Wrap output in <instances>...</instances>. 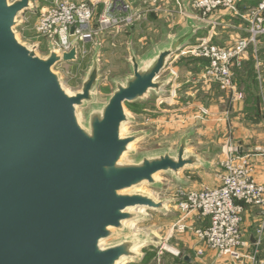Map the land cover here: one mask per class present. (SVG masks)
Masks as SVG:
<instances>
[{"label": "water", "instance_id": "1", "mask_svg": "<svg viewBox=\"0 0 264 264\" xmlns=\"http://www.w3.org/2000/svg\"><path fill=\"white\" fill-rule=\"evenodd\" d=\"M32 1L0 0V264H118L139 259L136 249L146 241L161 249L154 234L105 243L136 220L138 208L163 211L169 201L133 189L158 184V174L182 185V171L208 164L188 150L193 131L181 135L175 151L125 163L145 134L123 135L131 120L124 105L151 92L162 95L170 75L159 77L169 58L199 26L188 19L177 35L140 58L129 45L130 75L115 82L110 97L84 121L79 110L93 103L99 84V46L80 90L69 93L53 68L75 61V48L60 55L48 43V54L39 56L16 37Z\"/></svg>", "mask_w": 264, "mask_h": 264}, {"label": "rangeland", "instance_id": "2", "mask_svg": "<svg viewBox=\"0 0 264 264\" xmlns=\"http://www.w3.org/2000/svg\"><path fill=\"white\" fill-rule=\"evenodd\" d=\"M8 1L12 2L13 0ZM71 1H85L94 7L90 27L92 36L90 41L79 49L80 54L75 61L58 63L53 71L59 74L64 88L69 93L79 91L94 54V48L99 46V84L93 93L94 101L88 107L79 110L82 120L85 121L92 108L100 107L110 97L115 88V82L123 81L125 77L130 75L127 63V47L129 45L136 51L137 57L140 58L151 49L152 45L162 42L167 36L174 35L182 27L180 15L175 14L179 11L178 4H181V1L167 0V11L164 13L152 12V18L149 17L150 12L146 14L135 13L134 20L130 24L100 31L98 30L99 8H97L99 4H96V1L89 0ZM50 3L51 0H33L32 10L25 11L20 15L21 25L15 28L18 40L26 43L28 47H34L39 56H46L48 49L46 40L36 37L35 26L41 12ZM135 3L139 6L142 2L135 1ZM142 8H144L143 3ZM37 42H39V45H37ZM184 57H186L185 63H189L192 67L203 68V71L208 65V62L204 59L192 57L191 55ZM240 61L239 66L232 68L236 92H239V87L245 81V76H243L245 69L241 68L243 59L241 58ZM169 71L168 69L163 72L159 80H164ZM194 74L200 73L192 71V76ZM184 76V73L179 74V82L174 77L175 80L168 83L161 90L162 95L160 96L151 92L143 100L124 105L125 111H127L131 120L124 125L123 135L145 134L132 146V152L124 156V162L136 163L143 155H151V153L166 150L175 151L179 145L181 135L193 131L192 136L188 139V150L191 153L201 155L208 166L182 171L180 174L183 181L182 185H179L170 175L158 174L156 176L158 184L152 186L143 184L132 190L135 193L147 194L156 201H169L165 202L163 211L146 208L138 210L139 214L136 220L128 228L108 239L105 245L119 243L124 238L131 236L146 237L154 234L162 240L165 249L153 248L146 241L139 248V259L127 260L124 264H187L183 263L185 257L190 258L191 262L189 264H199L200 259L204 256L196 254L195 246L200 243L191 231L177 232L176 228L171 229L179 219L175 200L180 197V193L188 190L212 189L218 186L222 173L221 163L225 157L222 153L223 147L227 143L235 145L236 142L232 138L231 118L224 119L220 114L225 112L230 104L215 101L216 87L224 94L227 93L231 98L233 97V101L238 99L235 97L234 92L227 89L221 90L217 83L208 77H194V88H198L192 96L186 95L187 88L184 87H189L190 84L183 82L184 78L182 77ZM239 76L241 77L239 78ZM239 93L243 94V92ZM242 98H244V94Z\"/></svg>", "mask_w": 264, "mask_h": 264}, {"label": "built area", "instance_id": "3", "mask_svg": "<svg viewBox=\"0 0 264 264\" xmlns=\"http://www.w3.org/2000/svg\"><path fill=\"white\" fill-rule=\"evenodd\" d=\"M190 8L203 19L220 10L238 14L234 0H191ZM263 13L264 1L252 13L247 29L249 36L240 38L230 47L222 48L209 41L199 40L179 53L206 60L208 65L203 77L213 79L221 90H231L241 100L243 94L235 90L232 68L240 65V59L249 44L264 35ZM93 15L94 7L85 1L51 0L38 17L36 37L45 39L47 49L50 43L60 55L70 53L75 48L78 58L79 49L91 39ZM134 17L135 13L129 12V5L123 0H110L104 3L100 11L98 30L130 24ZM72 27L73 32L70 33ZM222 153L225 157L221 163L218 186L180 193V197L175 200L179 219L171 229L176 228L177 232L191 231L198 242L216 252L218 257L228 259L231 264H247L246 260L254 261L255 252L253 255L243 253L247 241H244L240 230L242 213L245 206L264 208V183L254 180L251 163L238 145L227 143ZM193 216L207 219V224L199 227L189 224L188 220ZM261 234L262 229H258L256 246L260 243Z\"/></svg>", "mask_w": 264, "mask_h": 264}, {"label": "crops", "instance_id": "4", "mask_svg": "<svg viewBox=\"0 0 264 264\" xmlns=\"http://www.w3.org/2000/svg\"><path fill=\"white\" fill-rule=\"evenodd\" d=\"M89 1H96V4H99L97 8H99L100 14L104 3L110 0ZM123 1L129 5L130 13L146 14L150 12L151 14L149 17L151 18L153 17L152 12L164 13L167 11V0ZM135 1L142 2L144 8H142V3L137 6ZM180 1L181 4H178L179 11L175 14L180 15L182 27L179 28L174 35L165 38H172L177 35L178 31L182 30L186 26L187 20L190 19L196 26H199V29L195 31L193 38L184 46L185 48L192 46L199 40L209 41L216 46L224 48L235 44L240 38L249 36L247 29L252 13L264 0H234L238 10L237 15L227 10H220L205 19L190 8L191 0ZM185 8L188 9V14L185 13ZM184 56L186 55H181L179 52L171 56L163 72H166L168 69L170 70L169 74H166L167 76L170 75L169 83L175 80L174 77H176L177 82H179V74L184 73L185 76L182 77L184 78L183 82L190 84L189 87H184L185 89L187 88L185 93L186 95L192 96L198 88H194V77L204 78V71L203 68H199L198 66L192 67L189 63H185L184 60L186 57ZM242 59L243 63L241 68L245 69L243 71L245 81L242 82L238 91L243 92L244 98L241 100L234 99L233 101V97L231 98L227 93L224 94V92L218 90L216 87L215 101L223 104H230V106L225 109V112L220 113L221 117L224 119L228 117L231 118L232 138L241 149V153L248 157L253 168L254 180L257 183H264V35L257 37L254 43L249 44ZM182 70L184 72H181ZM192 71L199 72L200 74H194V76H192ZM240 77L241 76H239V78ZM242 215L243 218L240 230L242 231L244 241H247L243 253L245 255H253L255 252L254 261L246 260L247 264H264V208L245 206ZM188 221L189 224H193L195 227L207 224V219H202L198 216H193ZM258 229H262V234L260 243L256 246L255 241ZM198 243L200 244L195 246L196 254L198 256L204 255L203 258L200 259L199 264H231L228 259L218 257L216 252L203 247L204 244L201 242ZM199 251L201 252L198 253ZM190 262L191 260L188 257H185L183 260V263L189 264Z\"/></svg>", "mask_w": 264, "mask_h": 264}, {"label": "bare ground", "instance_id": "5", "mask_svg": "<svg viewBox=\"0 0 264 264\" xmlns=\"http://www.w3.org/2000/svg\"><path fill=\"white\" fill-rule=\"evenodd\" d=\"M137 210H139L140 211V208H138ZM137 222V221H136ZM131 224V223H130ZM132 226V225H131ZM141 246H138V248L136 249V252L138 253L139 252V248H140ZM163 248L165 249V247L163 246ZM125 261H127V260H125V259H123L121 262H119L118 264H124L125 263Z\"/></svg>", "mask_w": 264, "mask_h": 264}]
</instances>
